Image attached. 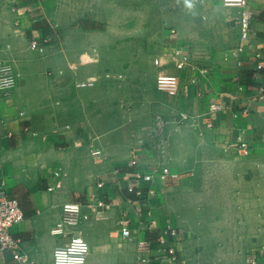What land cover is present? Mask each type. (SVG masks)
Here are the masks:
<instances>
[{"label": "crops", "instance_id": "obj_1", "mask_svg": "<svg viewBox=\"0 0 264 264\" xmlns=\"http://www.w3.org/2000/svg\"><path fill=\"white\" fill-rule=\"evenodd\" d=\"M97 1L0 0V61L10 60L17 74L16 86L0 100V188L17 197L24 213L12 233L21 238L31 264H54L53 254L67 236L52 229L62 218L63 203L77 202L86 217L72 229L88 242L86 264H245L249 249L264 252V99L249 101L264 81V0H166L176 28L164 36L163 45L170 48L157 51L168 55L182 47L198 67L179 72L153 64L147 85L140 44L128 67L126 49H112L117 64L110 69V35L103 28L109 16L95 18ZM237 2L252 14L245 55L260 53V74L250 59L238 66L224 58V50L238 43ZM99 3L107 14L109 0ZM55 30L56 41L30 47L31 40ZM161 70L178 74V95L156 88ZM127 83L133 97L125 96ZM145 87L157 95L143 98ZM217 101L228 108L213 115L212 126L203 116L176 117L205 113ZM247 105L248 114L233 116ZM153 116L167 123L163 150L155 146L157 136L141 126ZM240 140L249 145L248 154L236 147ZM159 163L179 172L180 181H156L146 200L137 199L126 188L139 184L133 172ZM190 185L197 186V209L187 198L194 191ZM99 200L106 206H97ZM202 210L211 215L202 218ZM94 223L98 228H88ZM226 226L233 227V256L207 253L210 241L196 242L186 230ZM139 241L150 244L143 254ZM0 264L17 262L10 251L0 250Z\"/></svg>", "mask_w": 264, "mask_h": 264}, {"label": "built area", "instance_id": "obj_2", "mask_svg": "<svg viewBox=\"0 0 264 264\" xmlns=\"http://www.w3.org/2000/svg\"><path fill=\"white\" fill-rule=\"evenodd\" d=\"M237 4H239L237 2ZM241 4H239L240 6ZM251 19L252 14L247 10L245 5H241L235 13V22L238 28V43L235 46L228 47L224 50L225 59H235L238 66H242L246 60L250 59L254 63V73L260 74L263 68V61L261 60V55L258 51H253L251 58L247 55L246 48L249 46L251 37ZM171 33H175L174 29H171ZM58 39V33L53 31L50 34H45L44 36L30 41V47L32 49H43L46 45ZM155 64L159 65L160 62L155 58ZM169 65L175 70H183L184 68H192L193 64L188 58L185 50L182 47L175 48L170 57ZM208 69V68H207ZM206 68H203V72L206 73ZM17 84V74L14 70L12 62L0 61V100L6 98L10 95L13 88ZM155 85L158 90L165 92L170 96H176L180 92L179 78L176 73H170L161 70L157 73L155 79ZM264 99V81L258 84L255 88V92L251 95L252 101H259ZM223 102L217 101L212 102L209 105V109L205 113L189 115L185 112L178 113V120L184 121L186 119H196L203 116L205 118V123L208 126H212L214 123L213 115L216 112L223 111L227 109ZM166 121L157 116L154 126V134L157 136L155 146L159 150H163L168 145L169 134L166 131ZM2 134L0 133V142L2 139ZM239 146L243 153L247 154L250 152V147L245 142H239ZM98 153L94 151L93 154ZM133 177L138 180V185H129L127 190L133 192L136 198L139 200H146V197L150 191L149 185L155 183L156 181L167 184L172 181H176L180 177V173L171 169L170 165L167 163H159L157 167L149 169L146 172L135 170L133 172ZM145 184V185H143ZM98 185H103V182H98ZM132 202L131 199H128ZM97 206H106L101 200L97 202ZM62 218L56 224V227L52 229L55 234H62L67 236V240L60 246L57 247L53 254L54 264H86L87 255L89 250V245L84 236L78 232L73 231L80 220L86 217L82 213L81 205L77 202H65L62 205ZM24 218V213L21 209L19 201L16 196L10 195V193L5 188H0V250H8L11 252L12 258L17 262V264H31L28 254L22 248L21 238L15 236L11 228L21 222ZM127 224L126 222H123ZM70 228V229H69ZM70 230L67 232V230ZM123 235H128L129 230L126 227L122 228ZM172 235H175V231L172 229ZM162 241V239H161ZM148 241H139L137 245V250L140 253H144L149 249ZM170 254H174L172 247L168 249ZM145 260V258H141ZM249 264H264V254H257L255 258L248 261ZM179 264H185V261L181 260Z\"/></svg>", "mask_w": 264, "mask_h": 264}, {"label": "rangeland", "instance_id": "obj_3", "mask_svg": "<svg viewBox=\"0 0 264 264\" xmlns=\"http://www.w3.org/2000/svg\"><path fill=\"white\" fill-rule=\"evenodd\" d=\"M101 0H99L100 2ZM98 2V1H97ZM96 2V3H97ZM97 3L99 7L97 9H94L95 15L98 17L95 18H107V15L109 16V22H106L103 25V28L105 29L107 33L110 35V51L111 55L109 56L110 60V69L112 70L114 68V64H117V56H113L112 54V49L117 50L118 48L126 49V65L127 67L131 64H133V59H136L134 57L135 55H130L133 54V51L135 48L141 49L145 51L143 55L139 57L140 62L143 64V68L145 69V72L143 73V85H147L151 82L152 80V71H154V65L158 66L155 64L154 60L155 58L158 60V62L163 63V66H168L171 53L170 52L168 55L165 54L166 52L163 51L165 48H170V45L168 47H165L163 45L164 41V36L166 33L169 32L171 33L170 29L176 28L175 25L170 21L171 17H168V8L166 5V0H109V12L106 14L105 11L102 12L101 8V3ZM180 4V3H178ZM175 18V17H174ZM176 19V18H175ZM96 20V19H95ZM96 22V21H94ZM174 27V28H173ZM175 30V29H174ZM56 33L59 34L58 31L55 30ZM47 34V33H46ZM172 35L174 33H171ZM43 34L42 36H44ZM41 36V37H42ZM140 44V46H139ZM161 46L164 47V49L159 52L157 50H160ZM174 49V48H172ZM185 50V49H184ZM118 51V50H117ZM188 58L192 62L193 66L192 68H197L198 66L196 65L195 62H193V59L190 58L188 52L185 50ZM129 54V56H128ZM153 55V58H152ZM167 55V57H166ZM114 63V64H113ZM154 64V65H153ZM170 66V65H169ZM14 67V65H13ZM171 67V66H170ZM185 69V68H184ZM15 70V69H14ZM181 70H179L180 72ZM178 76V74H177ZM180 79V77L178 76ZM180 84V80H179ZM156 90V89H155ZM116 91V89H115ZM115 91L111 89V95L115 94ZM158 92V91H157ZM164 94L163 92H160ZM134 90L132 86L127 83V88H126V93L125 96L133 97ZM142 97L143 98H148L149 96L153 95L155 97L157 94L156 92L148 87H145L142 89ZM115 96V95H114ZM144 99V100H145ZM251 99V96H250ZM250 102H254L252 100H249ZM256 102V101H255ZM249 105V103H248ZM242 106L241 108H237L236 110H233V116L238 115L239 113L242 115H246L249 113V106ZM178 117V115H176ZM157 117L153 116L149 118V121L142 120L141 126L144 127V130L146 128L150 129V134H154V126H155V121ZM130 126H133V122H130ZM139 124H136L135 126L140 127V122ZM242 140L238 141L236 144V147L239 149L241 153V147L239 146V142ZM244 142V141H242ZM246 143V142H245ZM247 144V143H246ZM248 145V144H247ZM249 146V145H248ZM245 154V153H243ZM248 154V153H247ZM234 159V158H233ZM240 159V158H238ZM261 168L258 170L260 173ZM254 179L259 180L258 177L254 176ZM180 181V180H178ZM176 181V182H178ZM174 181L169 182V185H173ZM96 184V183H95ZM187 184V183H186ZM174 187V186H171ZM169 187V188H171ZM191 189L195 191L191 192L189 191L188 197L190 199L191 205L193 206L192 209H197V200H196V190L197 186L190 185L189 186ZM149 195V193H148ZM147 195V196H148ZM147 199V197H146ZM97 204V202H96ZM256 210V208L254 207ZM196 212V210H195ZM203 218V214L211 215V212H203L200 211ZM235 211L233 210V214ZM197 214V213H196ZM206 216H204L205 218ZM251 218V215H249ZM192 219H197L198 217H191ZM230 220H233L232 218H229ZM252 219V218H251ZM112 218H110V221ZM207 220V219H206ZM213 220V218H212ZM211 220V221H212ZM223 220L221 216L217 217V221L220 223ZM229 220L230 225L233 226V222ZM229 227V226H226ZM82 228V226L78 227ZM88 228H98L96 227V223H94L92 226L90 225ZM210 229V230H209ZM187 231L192 232V238L195 239L196 242L198 241H203L205 240L206 242L210 241L207 244V247L205 251L209 254H214L216 253L217 257H223V256H228L232 255L233 256V248L231 249V246H233V227L229 228H186ZM200 245V244H199ZM197 247H201L200 246ZM264 250V248H262ZM198 252V250H197ZM249 254L245 258L244 262L245 264H249L248 261L251 259L255 258L257 254H264L261 250L255 249H249L247 251ZM261 264V263H259Z\"/></svg>", "mask_w": 264, "mask_h": 264}, {"label": "clouds", "instance_id": "obj_4", "mask_svg": "<svg viewBox=\"0 0 264 264\" xmlns=\"http://www.w3.org/2000/svg\"><path fill=\"white\" fill-rule=\"evenodd\" d=\"M188 6L191 7L192 5L189 3Z\"/></svg>", "mask_w": 264, "mask_h": 264}, {"label": "trees", "instance_id": "obj_5", "mask_svg": "<svg viewBox=\"0 0 264 264\" xmlns=\"http://www.w3.org/2000/svg\"><path fill=\"white\" fill-rule=\"evenodd\" d=\"M50 34V33H49Z\"/></svg>", "mask_w": 264, "mask_h": 264}]
</instances>
